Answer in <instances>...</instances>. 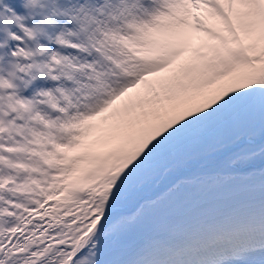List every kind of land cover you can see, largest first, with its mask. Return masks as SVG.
Listing matches in <instances>:
<instances>
[{"label":"snow or ice","instance_id":"obj_1","mask_svg":"<svg viewBox=\"0 0 264 264\" xmlns=\"http://www.w3.org/2000/svg\"><path fill=\"white\" fill-rule=\"evenodd\" d=\"M93 2L0 68V264H264V0Z\"/></svg>","mask_w":264,"mask_h":264},{"label":"rangeland","instance_id":"obj_2","mask_svg":"<svg viewBox=\"0 0 264 264\" xmlns=\"http://www.w3.org/2000/svg\"><path fill=\"white\" fill-rule=\"evenodd\" d=\"M26 3L27 0H0V68L12 70V65L17 62L18 58H13L10 52L17 45L25 50H31L33 53H36L39 47L47 49L44 55H34L31 60H20V63L43 65L49 61L52 52L64 53L61 49L56 48V37L59 35L52 34L50 28H53V25L43 19L44 10L41 7L43 0H39V3L28 9L23 6ZM21 24L30 31L31 29L38 30L34 39H29L20 27ZM42 24H45V26L43 27ZM13 34L21 36L23 42L13 40ZM66 38L78 40L76 37ZM53 39H55L54 42ZM78 56L83 58V54ZM31 75L35 76L36 79L31 80L30 76L25 77L31 82L27 89L22 92V95L27 98H31L33 94L41 90H53L62 83L68 84L65 81H53L45 72H41L36 68L31 69ZM42 79H44V84L41 83Z\"/></svg>","mask_w":264,"mask_h":264},{"label":"bare ground","instance_id":"obj_3","mask_svg":"<svg viewBox=\"0 0 264 264\" xmlns=\"http://www.w3.org/2000/svg\"><path fill=\"white\" fill-rule=\"evenodd\" d=\"M85 3V0H43V5H41L43 11V19L53 25L51 29L52 34L61 35L64 34L65 37H69V32L77 33L76 36L69 38L81 39L82 34L80 33L79 24L76 21H73L70 17L78 8ZM89 8H94L95 3L93 0H88L86 5ZM48 20H47V19ZM43 25V24H42ZM45 24L43 25V27ZM55 39H53L54 42ZM56 43V42H55ZM52 45V44H51ZM56 48L62 50L63 55H79L76 50L69 49L58 45L56 43ZM44 79L41 80V83L44 84ZM66 86L71 87V84L68 83Z\"/></svg>","mask_w":264,"mask_h":264},{"label":"clouds","instance_id":"obj_4","mask_svg":"<svg viewBox=\"0 0 264 264\" xmlns=\"http://www.w3.org/2000/svg\"><path fill=\"white\" fill-rule=\"evenodd\" d=\"M39 3V0H27V3L24 4L23 6L28 9V8H32L35 4ZM38 30H33L31 29V33H32V37L29 39H34L36 34H37ZM30 52H32L31 50H29Z\"/></svg>","mask_w":264,"mask_h":264}]
</instances>
